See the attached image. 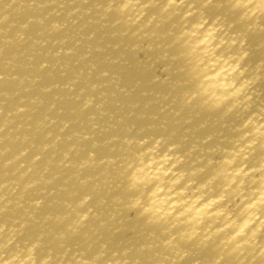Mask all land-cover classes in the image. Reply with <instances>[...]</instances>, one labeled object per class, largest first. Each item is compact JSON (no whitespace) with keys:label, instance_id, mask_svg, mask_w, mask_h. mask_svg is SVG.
Listing matches in <instances>:
<instances>
[{"label":"bare ground","instance_id":"6f19581e","mask_svg":"<svg viewBox=\"0 0 264 264\" xmlns=\"http://www.w3.org/2000/svg\"><path fill=\"white\" fill-rule=\"evenodd\" d=\"M0 264H264V0H0Z\"/></svg>","mask_w":264,"mask_h":264}]
</instances>
